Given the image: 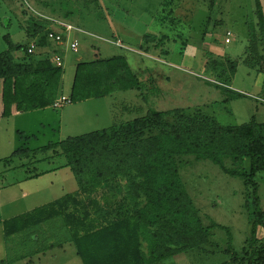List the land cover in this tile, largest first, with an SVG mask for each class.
<instances>
[{
	"label": "rangeland",
	"instance_id": "obj_1",
	"mask_svg": "<svg viewBox=\"0 0 264 264\" xmlns=\"http://www.w3.org/2000/svg\"><path fill=\"white\" fill-rule=\"evenodd\" d=\"M30 17L77 28L61 45L49 42L48 50L37 46L32 52L50 56L56 48L63 56L56 98L70 95L77 62L114 55L125 57L141 87L0 118V259L6 264H83L69 240L75 226H66L61 217L3 235V219L65 195L83 196L60 148H40L142 116L149 108H182L222 125L264 122V73L242 60L250 34L257 31L255 0H0V53L8 47L7 38L30 43ZM146 34L156 40L148 41ZM72 39L78 41L76 52L69 47ZM13 55L17 61L25 57L22 50ZM19 150L29 156H14ZM180 160V177L203 224L217 226L200 248L154 264H231L232 254L240 256L249 237L248 188L208 159L188 155ZM244 166L248 169V159ZM254 180L264 212V171ZM227 230L231 253L224 251ZM257 235L264 244V227Z\"/></svg>",
	"mask_w": 264,
	"mask_h": 264
},
{
	"label": "trees",
	"instance_id": "obj_2",
	"mask_svg": "<svg viewBox=\"0 0 264 264\" xmlns=\"http://www.w3.org/2000/svg\"><path fill=\"white\" fill-rule=\"evenodd\" d=\"M255 15L257 31L250 34L242 60L264 73V12L260 0H255ZM51 22L30 17L26 28L30 43L47 46V35L53 30ZM145 38L156 40L151 34ZM6 41L8 47L0 53V118L53 106L62 67L55 66L50 56L27 53L30 43ZM18 50L25 54L19 61L13 55ZM140 87L122 55L79 61L68 102ZM51 147L60 148L83 196L65 195L3 219L4 237L61 217L66 226H75L69 240L83 264H154L200 248L217 224H203L180 177V159L190 155L208 159L225 174L243 179L251 198L246 201L249 237L242 254H232L231 264H264V244L257 235L258 227H264V212L259 208L254 180L256 172L264 171V122L222 125L182 108H149L142 116L68 137L39 150ZM14 154L28 157L29 151ZM246 159L248 169L244 166ZM40 173H30L29 177ZM230 242L228 232L227 253L232 250ZM6 263L8 260H0V264Z\"/></svg>",
	"mask_w": 264,
	"mask_h": 264
},
{
	"label": "built area",
	"instance_id": "obj_3",
	"mask_svg": "<svg viewBox=\"0 0 264 264\" xmlns=\"http://www.w3.org/2000/svg\"><path fill=\"white\" fill-rule=\"evenodd\" d=\"M48 19L52 21V23L59 26V30L53 29L47 35L48 40L52 43H55L56 45H61L65 40H67V35L70 31L77 30V28L73 27L69 23H66V22H63L57 19H53V18H48ZM69 47L72 51L76 52L77 47H78V41L76 39H72L69 42ZM35 48H36V45L32 41L27 48V53H32L35 50ZM50 60L55 66L63 67V57L59 53L54 52L52 55H50ZM66 102H68V97L61 96L60 98H57L53 102V107H60L62 106V104Z\"/></svg>",
	"mask_w": 264,
	"mask_h": 264
},
{
	"label": "crops",
	"instance_id": "obj_4",
	"mask_svg": "<svg viewBox=\"0 0 264 264\" xmlns=\"http://www.w3.org/2000/svg\"><path fill=\"white\" fill-rule=\"evenodd\" d=\"M42 48V50H44V51H46V50H48L49 48H50V45H47V46H43V47H41ZM37 48H35V50H36ZM34 50V51H35ZM53 50H56V48H54ZM53 50H51V51H53ZM63 57V56H62ZM21 113V112H20ZM15 114H17V113H15ZM53 170H51V172H52ZM47 173V172H46ZM26 181L27 180H31L30 178H27V179H25ZM55 200V199H54ZM53 201V200H52ZM1 260V259H0Z\"/></svg>",
	"mask_w": 264,
	"mask_h": 264
}]
</instances>
